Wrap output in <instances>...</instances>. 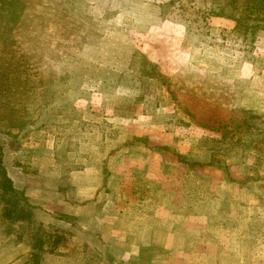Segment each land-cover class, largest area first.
I'll list each match as a JSON object with an SVG mask.
<instances>
[{
	"label": "rangeland",
	"instance_id": "rangeland-1",
	"mask_svg": "<svg viewBox=\"0 0 264 264\" xmlns=\"http://www.w3.org/2000/svg\"><path fill=\"white\" fill-rule=\"evenodd\" d=\"M0 154V264H264V0H0Z\"/></svg>",
	"mask_w": 264,
	"mask_h": 264
},
{
	"label": "trees",
	"instance_id": "trees-1",
	"mask_svg": "<svg viewBox=\"0 0 264 264\" xmlns=\"http://www.w3.org/2000/svg\"><path fill=\"white\" fill-rule=\"evenodd\" d=\"M0 215L4 219V222L18 223L29 219V209L27 206L26 198L22 192L17 191L10 179L7 177L4 168L1 164V154H0ZM28 207V208H27ZM28 209V211H27ZM39 229V228H38ZM37 235L33 239L35 242L34 247H37L38 251L42 250V241L36 231ZM36 249V248H35Z\"/></svg>",
	"mask_w": 264,
	"mask_h": 264
}]
</instances>
